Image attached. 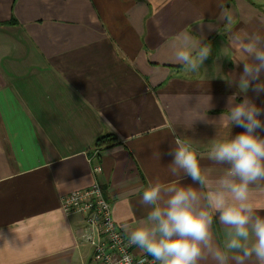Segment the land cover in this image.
Listing matches in <instances>:
<instances>
[{"label":"crops","instance_id":"obj_1","mask_svg":"<svg viewBox=\"0 0 264 264\" xmlns=\"http://www.w3.org/2000/svg\"><path fill=\"white\" fill-rule=\"evenodd\" d=\"M185 29L211 47L197 71L174 62ZM252 32L264 36V0H0V264H91L62 201L95 183L122 230L150 211V183L209 191L173 176L167 152L181 139L210 182L226 173L209 153L230 131L226 97L244 98L226 81ZM251 191L264 209V183ZM212 232L222 245L214 212Z\"/></svg>","mask_w":264,"mask_h":264},{"label":"clouds","instance_id":"obj_2","mask_svg":"<svg viewBox=\"0 0 264 264\" xmlns=\"http://www.w3.org/2000/svg\"><path fill=\"white\" fill-rule=\"evenodd\" d=\"M179 36L182 46L175 51L174 62L199 70L211 47L198 43L191 29ZM245 40L242 51L247 59L236 64H242V72L226 81L244 98L238 100L237 92L226 97L219 120L226 122L230 131L213 143L209 153V159L228 166L226 173L210 182L190 145L176 139L175 147L167 152L172 157L169 172L173 176L183 173V178L209 191H198L191 185L150 183L140 197L150 211L131 229L123 226L129 245L151 257L152 264H264V215L260 214L264 209L256 208L251 191L252 186L264 183V106L247 95L250 91L256 98L264 95V36L247 33ZM233 126L244 131L233 136ZM162 155L160 151L153 153L157 160ZM213 212L224 226L222 245L214 240ZM119 264H132V257L125 255Z\"/></svg>","mask_w":264,"mask_h":264},{"label":"built area","instance_id":"obj_3","mask_svg":"<svg viewBox=\"0 0 264 264\" xmlns=\"http://www.w3.org/2000/svg\"><path fill=\"white\" fill-rule=\"evenodd\" d=\"M62 205L65 213L83 217L84 240L94 249L91 264H119L125 255L132 257V264H152L151 257L129 245L100 183L69 193L63 198Z\"/></svg>","mask_w":264,"mask_h":264},{"label":"trees","instance_id":"obj_4","mask_svg":"<svg viewBox=\"0 0 264 264\" xmlns=\"http://www.w3.org/2000/svg\"><path fill=\"white\" fill-rule=\"evenodd\" d=\"M102 142H103V140H100L98 145L100 146L102 144Z\"/></svg>","mask_w":264,"mask_h":264}]
</instances>
